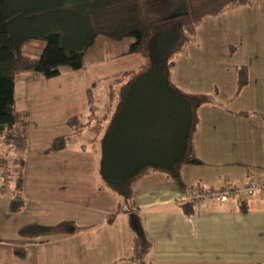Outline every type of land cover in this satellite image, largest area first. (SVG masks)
<instances>
[{"label":"trees","instance_id":"1","mask_svg":"<svg viewBox=\"0 0 264 264\" xmlns=\"http://www.w3.org/2000/svg\"><path fill=\"white\" fill-rule=\"evenodd\" d=\"M257 1L185 0L181 12H156L147 0H0V140L5 147L0 181L1 192L11 195L10 211L19 212L24 203L28 112L15 108L18 78L25 72L52 78L63 66L82 68L85 50L99 35L131 38L127 53L139 54L143 63L110 77L103 105L88 90V113L71 115V132L54 137L50 149L66 148L85 131L88 142L100 141V173L106 184L100 188L106 186L119 197L108 221L128 213L133 253L150 252L154 243L136 204V183L150 170L179 176L192 153L195 100L174 84L173 69L206 18ZM113 10L119 17L108 18ZM248 82L244 64L238 69L237 90ZM83 228L70 218L55 224L30 222L18 228V238L11 242L15 254L24 257L29 243L74 235Z\"/></svg>","mask_w":264,"mask_h":264},{"label":"rangeland","instance_id":"2","mask_svg":"<svg viewBox=\"0 0 264 264\" xmlns=\"http://www.w3.org/2000/svg\"><path fill=\"white\" fill-rule=\"evenodd\" d=\"M263 1L206 19L201 34L196 36L198 46L212 40L215 45L226 44L230 50L233 45L236 50L232 54L233 61L238 57L240 63L249 67V82L242 90L228 84L219 86L218 90L223 94L204 93L205 89H201L197 97H193L198 112L202 114L203 127H212L211 124L216 123V117L211 116L209 111L216 109L219 112L221 108L232 115L231 135H242V130L240 134L233 132L239 127L242 129V97L247 95V91L250 96L264 97ZM147 6L156 12H181L186 9V2L147 0ZM113 11L107 14L108 18L119 17L118 10ZM131 40L99 35L94 44L85 50L82 68L63 66L61 73L52 78L25 72L16 81L15 108L28 112L27 147L24 152L27 187L23 188L21 210L12 213L11 195L1 192L0 181V239L7 241H0V264H181L162 263L155 259L152 252L134 254L129 218L117 219L115 226L110 225L104 210L111 207L109 213L113 212L119 197L106 186V190L118 197L117 203L112 207L111 200L103 202L99 197L100 185H106L100 173V141L88 142V132L85 131L63 150L50 149L54 137L71 132L68 124L71 115L88 113V90L103 105L108 97L107 82L110 77L143 63L139 54L127 53L132 47ZM258 65L263 66V71L259 78L254 74L251 79L250 68H258ZM185 67L186 62H182L174 68L172 80L192 86L190 75L184 77L181 70ZM84 143L85 150L82 148ZM0 154H5L1 140ZM190 165L191 162L187 161L180 177L189 184L188 187L195 181L194 188L202 186L203 178H207L206 172L200 168L194 170ZM227 168L232 174L238 172L236 167ZM223 174L224 171L219 176ZM142 183L139 179L136 184L139 186ZM17 203L14 202L15 205ZM65 218L74 219L84 228L74 235H55L45 241L29 243L24 257L15 254L14 243L8 239L12 234L18 237L17 229L21 225L30 222L55 224Z\"/></svg>","mask_w":264,"mask_h":264},{"label":"crops","instance_id":"3","mask_svg":"<svg viewBox=\"0 0 264 264\" xmlns=\"http://www.w3.org/2000/svg\"><path fill=\"white\" fill-rule=\"evenodd\" d=\"M202 26L203 23L196 36L201 34ZM196 36L174 67L186 62V67L181 70L184 77L190 75L192 86L184 82L179 84L173 79L174 84L192 97H197L201 89H205L204 93L223 94L218 90L219 86L234 84L237 87L238 69L244 64L238 57L233 61L235 47L231 45L230 50L226 44L215 45L213 40L198 46ZM262 71L261 65L250 68L251 79L254 74L259 78ZM201 85L204 87L198 88ZM246 94L242 97V129L239 127L233 131L240 134L242 130L239 136L231 135L230 112L221 108L219 112L210 110L216 123L211 124L212 127H203L202 114L195 106L192 153L187 161L191 162L190 168L206 172L207 178H203L202 186L194 188L195 181L188 187L189 184L180 177L187 161L177 177L150 170L141 178L143 183L136 184V204L143 214L145 232L154 243L150 252L156 260L181 264L264 262V193L242 195L228 202L180 203L178 200L199 189L241 186L252 179L264 181V97L250 96L248 91ZM226 167H236L238 172L232 174ZM223 171L225 176H219ZM26 184L25 181V189ZM98 192L103 202L111 200L112 207L117 203L118 197L108 189L99 187ZM107 209L104 212L109 214L112 208ZM125 217L129 218V214H119L110 225L115 226L117 219ZM10 238L8 241L11 242L18 237L12 234ZM5 240L0 239L1 242Z\"/></svg>","mask_w":264,"mask_h":264},{"label":"built area","instance_id":"4","mask_svg":"<svg viewBox=\"0 0 264 264\" xmlns=\"http://www.w3.org/2000/svg\"><path fill=\"white\" fill-rule=\"evenodd\" d=\"M256 192L264 193V181L257 182L256 180L252 179L248 183L241 186L233 185L221 188L195 190L182 195L178 200L180 203H199L201 201H206L208 203L213 201L228 202L234 197L236 198L242 195L250 196Z\"/></svg>","mask_w":264,"mask_h":264}]
</instances>
